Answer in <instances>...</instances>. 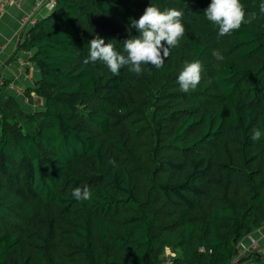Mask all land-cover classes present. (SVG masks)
I'll return each instance as SVG.
<instances>
[{"label":"trees","instance_id":"16d2710c","mask_svg":"<svg viewBox=\"0 0 264 264\" xmlns=\"http://www.w3.org/2000/svg\"><path fill=\"white\" fill-rule=\"evenodd\" d=\"M262 2L241 0L257 19L218 39L211 0H55L17 50L33 51L24 94L40 107L0 87V264H233L264 227ZM152 4L184 12L162 68L84 62L96 37L122 52ZM194 60L202 80L184 93Z\"/></svg>","mask_w":264,"mask_h":264},{"label":"clouds","instance_id":"9594fccd","mask_svg":"<svg viewBox=\"0 0 264 264\" xmlns=\"http://www.w3.org/2000/svg\"><path fill=\"white\" fill-rule=\"evenodd\" d=\"M259 12L264 14V2L259 4ZM204 15L207 21L218 27V39L231 35L242 25L251 24L257 19L256 12L245 11L241 0H211ZM183 16V10L168 8L162 11L152 4L138 20H131V27L138 31L139 36L124 40L122 52L116 50L112 41L105 43L104 39L96 37L89 43L88 59L84 62L102 61L113 76H118L124 67L137 75L144 71L142 65L160 69L165 58L170 56V50L177 47L184 37ZM212 55L216 61L225 59L220 50H215ZM202 71L203 66L199 60L185 61L177 80L180 90L184 93L196 90L202 80ZM262 135L264 133L260 129H254L251 139L259 141ZM111 163L115 165V161ZM72 196L77 201H88L92 193L88 187H76Z\"/></svg>","mask_w":264,"mask_h":264},{"label":"crops","instance_id":"0c3cea01","mask_svg":"<svg viewBox=\"0 0 264 264\" xmlns=\"http://www.w3.org/2000/svg\"><path fill=\"white\" fill-rule=\"evenodd\" d=\"M36 1L17 0L11 4H0V87L3 86L2 88L7 93L13 95L21 106L26 103L32 110L35 109L33 105H36L39 100L36 103H30L24 90L34 85L40 77V71L30 59L33 51L18 52L17 50L27 31L22 28V19L34 10ZM46 12L45 8L39 9L37 17H43ZM21 36L22 39H20ZM21 61H24L25 64H21ZM5 81L9 82L6 86H4ZM33 95L35 96V94ZM26 108L28 109V107ZM256 239L260 241V246L264 245V227L250 234L244 241L249 243ZM176 252L179 253V251ZM176 252L172 254H176ZM169 261L170 259L166 261V264H171ZM237 264H264V254H262V258L258 259L255 256Z\"/></svg>","mask_w":264,"mask_h":264},{"label":"built area","instance_id":"2783aa9c","mask_svg":"<svg viewBox=\"0 0 264 264\" xmlns=\"http://www.w3.org/2000/svg\"><path fill=\"white\" fill-rule=\"evenodd\" d=\"M14 2H17V0H0V4L2 5L11 4ZM54 6L55 0H37L34 10L24 16V18L22 19V28L28 29L30 25L37 21V11H39V9L45 8L46 10H50ZM21 64H25V62L21 61ZM256 251L264 254V245L260 246V241L258 239L253 240L249 243H246L245 241L241 242L238 254L233 260V264H237L243 256Z\"/></svg>","mask_w":264,"mask_h":264},{"label":"water","instance_id":"95a60500","mask_svg":"<svg viewBox=\"0 0 264 264\" xmlns=\"http://www.w3.org/2000/svg\"><path fill=\"white\" fill-rule=\"evenodd\" d=\"M20 39H22V36L20 37ZM253 256H257V258H262V253L261 252H252L250 254H247L245 256H243L239 261L238 263H241V262H244V261H247L249 259H251Z\"/></svg>","mask_w":264,"mask_h":264},{"label":"rangeland","instance_id":"374dc122","mask_svg":"<svg viewBox=\"0 0 264 264\" xmlns=\"http://www.w3.org/2000/svg\"><path fill=\"white\" fill-rule=\"evenodd\" d=\"M37 103L39 104L40 102H37ZM37 103H36V105H33V107L39 108L40 106ZM23 106H24V109H26V110H32V108L29 107V105H27L26 103H23ZM26 107H28V109ZM166 248L167 247H165V251H166L165 253L171 256L174 251L172 249H170L169 247L167 249Z\"/></svg>","mask_w":264,"mask_h":264}]
</instances>
